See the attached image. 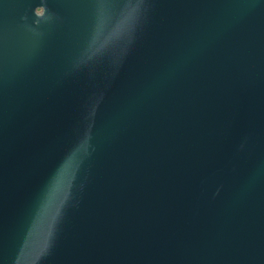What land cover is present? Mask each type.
Segmentation results:
<instances>
[{
    "label": "water",
    "instance_id": "water-1",
    "mask_svg": "<svg viewBox=\"0 0 264 264\" xmlns=\"http://www.w3.org/2000/svg\"><path fill=\"white\" fill-rule=\"evenodd\" d=\"M0 264H264V0H0Z\"/></svg>",
    "mask_w": 264,
    "mask_h": 264
},
{
    "label": "snow or ice",
    "instance_id": "snow-or-ice-1",
    "mask_svg": "<svg viewBox=\"0 0 264 264\" xmlns=\"http://www.w3.org/2000/svg\"><path fill=\"white\" fill-rule=\"evenodd\" d=\"M42 14V13H41Z\"/></svg>",
    "mask_w": 264,
    "mask_h": 264
}]
</instances>
